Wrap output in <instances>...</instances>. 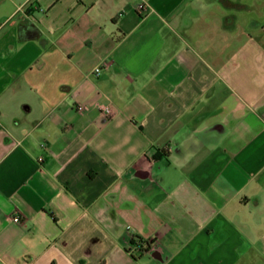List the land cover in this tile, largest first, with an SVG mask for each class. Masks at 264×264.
<instances>
[{
  "label": "crops",
  "instance_id": "1",
  "mask_svg": "<svg viewBox=\"0 0 264 264\" xmlns=\"http://www.w3.org/2000/svg\"><path fill=\"white\" fill-rule=\"evenodd\" d=\"M0 264H264V0H0Z\"/></svg>",
  "mask_w": 264,
  "mask_h": 264
},
{
  "label": "built area",
  "instance_id": "2",
  "mask_svg": "<svg viewBox=\"0 0 264 264\" xmlns=\"http://www.w3.org/2000/svg\"><path fill=\"white\" fill-rule=\"evenodd\" d=\"M144 7V4H140L139 5V8H143ZM101 70V67L100 66H98V67H96V69H95V71H100ZM83 108H84V106H83V104H77L76 105V109H77V111H81V110H83ZM106 109V110H108V111H110V108L108 107V106H103V109ZM14 220L15 221H19L20 220V217L19 216H15L14 217ZM135 249L136 250H143L142 249V247H141V244L139 243V241L137 240L136 241V246H135Z\"/></svg>",
  "mask_w": 264,
  "mask_h": 264
},
{
  "label": "trees",
  "instance_id": "3",
  "mask_svg": "<svg viewBox=\"0 0 264 264\" xmlns=\"http://www.w3.org/2000/svg\"><path fill=\"white\" fill-rule=\"evenodd\" d=\"M137 240L141 244V247H142L143 250H147V249L150 248V242L149 241H147V240L145 241L141 237H138Z\"/></svg>",
  "mask_w": 264,
  "mask_h": 264
}]
</instances>
